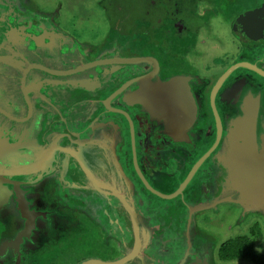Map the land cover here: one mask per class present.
Wrapping results in <instances>:
<instances>
[{
    "label": "flooded vegetation",
    "instance_id": "obj_1",
    "mask_svg": "<svg viewBox=\"0 0 264 264\" xmlns=\"http://www.w3.org/2000/svg\"><path fill=\"white\" fill-rule=\"evenodd\" d=\"M47 3H0V18L26 28V70L47 116L41 141L53 130L64 138L54 170L25 186L43 211L31 238L17 213L0 211V264H257L227 252L245 240L264 259V213L239 203L229 181V150L243 138L233 129L256 110L264 145V0H154L144 40L128 25L117 37L86 33L63 2ZM209 47L223 55L212 68ZM171 80L181 90L163 103ZM159 213L167 226L152 223ZM93 217L105 224L88 226Z\"/></svg>",
    "mask_w": 264,
    "mask_h": 264
},
{
    "label": "water",
    "instance_id": "obj_2",
    "mask_svg": "<svg viewBox=\"0 0 264 264\" xmlns=\"http://www.w3.org/2000/svg\"><path fill=\"white\" fill-rule=\"evenodd\" d=\"M19 1L0 0V3L9 2L15 9ZM0 10L4 11L5 8ZM25 30V26L19 25L16 20L10 26L6 13L2 14L0 18V211L10 212V215L17 213L24 222L21 234L31 238L29 234L32 235V231L36 229L37 219L43 211L37 207L34 199L28 196L25 186L36 184L43 179L46 172L50 173L54 170L52 158H55V163L57 158V149H54V145L61 146L64 138L61 131L53 130L48 131V136H45V146L41 141L47 116L45 105L37 100V98L43 99L37 93L40 87L34 84V81L29 82L26 66L32 51ZM176 82L171 80L163 85L168 88L163 103L173 98L176 90H181L174 88ZM258 120V110H256L248 118L242 117L240 120L242 124L233 129L238 130L243 138L235 136V141L229 150L232 158V174L229 181L233 188L241 193L239 203L246 208L264 213V145L260 148L257 141ZM112 124L113 122L106 123L101 130L111 131ZM81 145L83 146L82 142ZM94 184L99 186L96 182ZM229 200L235 201V198L229 197ZM8 216L9 213H6L1 219L5 221ZM7 232L13 233L11 228ZM21 234L16 240H21ZM2 247L3 245L0 244V248Z\"/></svg>",
    "mask_w": 264,
    "mask_h": 264
},
{
    "label": "rangeland",
    "instance_id": "obj_3",
    "mask_svg": "<svg viewBox=\"0 0 264 264\" xmlns=\"http://www.w3.org/2000/svg\"><path fill=\"white\" fill-rule=\"evenodd\" d=\"M37 2L45 3L53 5L57 2L61 1L63 4L67 6L68 16L70 14H75L71 17L73 18L74 22L77 24V26L83 31L86 32L88 28L96 29L97 34H105L110 35L112 33L113 37H117L120 32L112 31L116 30L115 27L124 28L126 25L129 26V29L133 31V34L130 35L131 38H147L143 34L139 33L142 30H151L154 31V20L153 19H147L143 20L142 17L144 15V11L146 8H153L155 7V4L153 3L154 0H36ZM156 1V0H155ZM222 2L228 3V0H221ZM97 2V5L95 4ZM96 5V6H95ZM153 17V14H151ZM70 18V19H71ZM65 23V22H64ZM147 28V29H146ZM222 32L225 35H230L232 32L228 30L225 26L222 28ZM87 33V32H86ZM142 36V37H141ZM138 41V40H136ZM230 42V40H229ZM233 46H230L229 50H232ZM234 49V47H233ZM237 50V49H236ZM234 50L235 52H238ZM234 51L231 52L232 55H234ZM223 55L219 52H217L213 47H209V53H208V63L209 66L212 68L216 64L222 62L221 57ZM199 64H202V61H199ZM37 203L40 205L42 203V198L38 199ZM166 207H168L166 205ZM157 217H151L152 223L155 225V227H160V225H163L164 227L171 222L167 221L166 217L161 216L162 214ZM168 215V214H167ZM262 215V214H260ZM263 216V215H262ZM150 218V220H151ZM92 222L87 223L88 226L93 227L95 226V222H98L102 225L105 224V219L100 217H93L91 218ZM158 227V228H159ZM238 231L241 230L240 226H237ZM225 237H231L232 232L225 230ZM93 233V232H92ZM90 233V235L94 236V234ZM172 233H170V229L168 227V230L165 234V239L170 240ZM61 243V242H60ZM233 244V245H232ZM53 249L49 250V253L54 252L57 248V246H53ZM75 250H78L75 245H70V249H68L66 252H64L65 258L69 259V256H71ZM264 251V249H262ZM254 251V247L250 243H238V242H231V247L228 249V253L232 254H238V255H250ZM245 253V254H244ZM45 257V255H44ZM59 262L63 263V259H61L60 256L52 257L50 263H44V264H58ZM238 263L241 264H254L251 261L248 260H239ZM25 264H29L28 262H25ZM70 264V263H67Z\"/></svg>",
    "mask_w": 264,
    "mask_h": 264
},
{
    "label": "trees",
    "instance_id": "obj_4",
    "mask_svg": "<svg viewBox=\"0 0 264 264\" xmlns=\"http://www.w3.org/2000/svg\"><path fill=\"white\" fill-rule=\"evenodd\" d=\"M247 258H252L254 261H256L257 264H264V259L259 254H250V255H244ZM261 258V259H260Z\"/></svg>",
    "mask_w": 264,
    "mask_h": 264
},
{
    "label": "bare ground",
    "instance_id": "obj_5",
    "mask_svg": "<svg viewBox=\"0 0 264 264\" xmlns=\"http://www.w3.org/2000/svg\"><path fill=\"white\" fill-rule=\"evenodd\" d=\"M198 114H199V113H198ZM198 114H197V115H198ZM198 155H200V154H198ZM169 200H170V199H169ZM258 212H259V211H258Z\"/></svg>",
    "mask_w": 264,
    "mask_h": 264
}]
</instances>
